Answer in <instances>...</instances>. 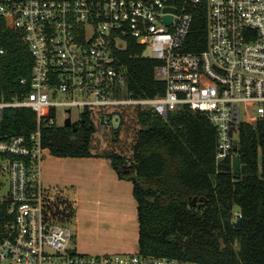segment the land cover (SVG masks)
Returning <instances> with one entry per match:
<instances>
[{"label":"built area","instance_id":"obj_1","mask_svg":"<svg viewBox=\"0 0 264 264\" xmlns=\"http://www.w3.org/2000/svg\"><path fill=\"white\" fill-rule=\"evenodd\" d=\"M203 7L206 46L190 51ZM0 20L21 34L33 59L30 77L20 79L29 92L0 101V122L7 109H30L37 120L30 135L0 140V175L9 179L2 202L12 217L0 241V264H204L71 249L72 231L48 219L41 169L49 150L42 127H65L68 118L77 127L86 116L109 133L121 108L139 107L164 119L187 108L208 120L217 162L226 160L240 125L264 124V0H0ZM129 47L157 62L154 79L164 85L162 96L129 97L119 65ZM234 217L242 218L238 212Z\"/></svg>","mask_w":264,"mask_h":264},{"label":"trees","instance_id":"obj_2","mask_svg":"<svg viewBox=\"0 0 264 264\" xmlns=\"http://www.w3.org/2000/svg\"><path fill=\"white\" fill-rule=\"evenodd\" d=\"M188 42L190 51L206 46L204 7L196 13ZM0 49L5 50L0 56V101L20 99L30 89L20 79L30 77L33 59L21 34L4 20H0ZM141 53L142 48L129 47L119 56L129 97L162 96L164 85L154 79L157 62ZM133 108L138 129L131 158L115 151L106 156L92 153L98 128L86 116L77 132L43 126V145L58 158L104 157L121 180L133 184L139 253L204 264H264V124L240 125L231 156L218 164L216 132L204 116L183 108L164 119ZM127 113L118 112L122 121L112 131L115 141ZM36 129L32 110L7 109L0 122V140L27 136ZM234 156L247 166V174L239 179L233 177ZM8 206L0 200V241L12 220ZM236 212L242 216L240 228H235Z\"/></svg>","mask_w":264,"mask_h":264},{"label":"rangeland","instance_id":"obj_3","mask_svg":"<svg viewBox=\"0 0 264 264\" xmlns=\"http://www.w3.org/2000/svg\"><path fill=\"white\" fill-rule=\"evenodd\" d=\"M145 57L150 58L151 50L146 49ZM126 110L124 114L125 125L121 129L118 141H115L113 132H104L97 129L93 136L90 150L97 155L106 156L111 152H119L126 158H131L132 147L135 142V135L138 129L136 125L137 113L133 107L121 108L119 113ZM73 119L76 121V112H73ZM133 116V117H132ZM136 126V128H135ZM50 151L44 152L42 156V176L44 183L45 195L48 198L46 206L48 207V219L57 225L68 228L73 233L70 248L76 250L80 254L90 256L98 255H115V254H137L138 247V225L136 217H132L129 224L112 228L108 225H98L92 218L93 214H99L98 204H103L104 200L97 191H94L96 182L89 180V188L82 190L81 197L76 196V191L69 185H65L62 181L73 183L76 181L78 172H81L80 166L65 164L60 166L51 165ZM79 162V161H77ZM61 180V181H60ZM67 183V184H68ZM9 192V179L7 176L0 175V200H4ZM96 193V194H94ZM85 195V196H84ZM65 198L68 202L65 201ZM78 199V200H77ZM119 206H121L119 204ZM90 207H94L93 210ZM72 208L77 212L74 219H67L68 214L65 213Z\"/></svg>","mask_w":264,"mask_h":264},{"label":"crops","instance_id":"obj_4","mask_svg":"<svg viewBox=\"0 0 264 264\" xmlns=\"http://www.w3.org/2000/svg\"><path fill=\"white\" fill-rule=\"evenodd\" d=\"M49 159L51 160L50 164L55 166L69 164V162L73 166L74 164L81 165V172H78L79 177H76L75 182L68 183V180L62 181L65 185L70 184L74 188L77 198L81 197L82 190L86 191L90 187V183L86 184L87 181L93 180L96 182L95 184H98L97 187L94 186V191H97L98 195L103 198L104 203H97L98 208L96 209H100L99 214L92 213V218L96 224L116 228L129 224L132 217L135 216L138 225L137 202L133 196V184L130 181L121 180L108 159L104 157L58 158L53 155ZM65 201L68 202L66 198ZM93 208L90 207L92 210ZM72 211L74 212L72 217H66L67 219H74L76 217L77 212L73 209ZM69 213L68 211L66 212V214Z\"/></svg>","mask_w":264,"mask_h":264},{"label":"water","instance_id":"obj_5","mask_svg":"<svg viewBox=\"0 0 264 264\" xmlns=\"http://www.w3.org/2000/svg\"><path fill=\"white\" fill-rule=\"evenodd\" d=\"M171 11H174L173 9H169ZM171 18H166V22L170 23ZM113 121V128L115 130L119 129L120 125H121V116L119 114H116L113 116L112 118ZM65 127L66 128H71L74 132H77V127L74 126L73 124H71V119L68 118L65 122ZM225 161L224 158H221L218 160V164H221ZM232 170H233V177L235 179H239L241 178L242 175H246L247 174V166L242 164L241 159L238 156H234L232 158ZM192 205H196V200L193 201ZM242 225V220H238L237 222H235V228H240Z\"/></svg>","mask_w":264,"mask_h":264}]
</instances>
